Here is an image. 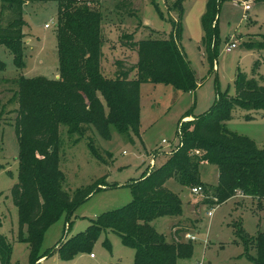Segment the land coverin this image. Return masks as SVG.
I'll return each instance as SVG.
<instances>
[{
    "label": "trees",
    "instance_id": "obj_1",
    "mask_svg": "<svg viewBox=\"0 0 264 264\" xmlns=\"http://www.w3.org/2000/svg\"><path fill=\"white\" fill-rule=\"evenodd\" d=\"M1 1L2 12L7 11L8 18L5 24V19L3 23L1 19L0 45L13 53L17 68L24 69L27 46L23 12L28 0ZM126 1L119 2L117 7L131 12L133 1ZM92 3L98 0H59L58 79L21 75L13 80L17 85L13 101L17 104L14 121L20 144V173L11 196L19 208L20 240L30 245V264H39L42 258L52 255L50 251H40L47 229L64 214L70 218L80 204L105 185L98 182L73 195L63 189L60 127L67 128L73 142L87 138L94 156L102 160L87 133L96 128L108 137L109 126L113 124L121 133L139 134L142 83H162L179 91L198 87L197 76L180 42L182 0L175 3L179 19L169 36L143 40L126 37L131 41L126 45L135 50L138 60L129 68L123 60H117L114 75L106 74L102 67L104 15ZM220 9L221 0H208L202 19L205 32L202 44L213 67L220 40ZM255 64L256 72L260 61ZM5 67L6 63L0 59V70ZM135 71L137 77L133 78ZM236 106L264 110V85L255 77L240 73L235 97L221 93L210 111L186 115L184 119H193L182 121L177 150L165 156L162 166L129 184L133 192L129 204L101 214L86 231L63 242L59 247L61 258L71 260L81 253H93L95 243L107 230L119 234L123 244L135 250V264H178L180 258L191 257L194 246L179 236L187 232L181 223L172 226L169 241L152 222L160 217L182 216V198L166 183L173 179L187 189L205 188L200 178L201 164H213L219 169L218 185L205 189L216 203L238 196L264 200V148L225 126ZM245 241L247 246L252 242L256 250V255L249 258L255 264H264V232L254 238L246 237ZM12 252L13 247L0 236V264H10Z\"/></svg>",
    "mask_w": 264,
    "mask_h": 264
},
{
    "label": "rangeland",
    "instance_id": "obj_2",
    "mask_svg": "<svg viewBox=\"0 0 264 264\" xmlns=\"http://www.w3.org/2000/svg\"><path fill=\"white\" fill-rule=\"evenodd\" d=\"M121 1L127 2L98 0V3H92L104 15L102 67L108 75L115 74L117 60H123L128 68L138 60L135 50L126 45L127 41L131 42L126 37L143 40L169 36L179 19L178 8H175L177 0H132L131 12L118 9L117 4ZM237 1L221 0L220 40L213 67L202 44L205 34L202 19L208 0H182L184 13L180 42L197 76L198 87L193 91H179L162 83H142L139 134L133 131L121 133L111 124L109 136L105 137L92 128L86 136L98 149L100 160L92 153L87 138L73 142L67 128L60 127L61 169L65 173L63 189L73 195L98 182L105 185L80 204L69 215L70 218L64 214L47 229L40 251H50L52 255L42 264H135V250L124 245L120 235L110 230L104 231L95 243V258H91L90 253H81L71 260H63L59 247L86 231L101 214L122 208L133 200L129 184L140 180L151 169L152 158H155L154 168H159L164 164L165 156L177 150L181 142L180 125L186 121V115L198 116L210 111L221 93L235 97L240 73L255 77L260 85H264V0H253L249 11ZM58 3L59 0H28L24 5L27 33L24 69L17 68L13 53L0 45V59L6 63L5 69L0 70V162L3 166L0 169V236L13 247L10 264H30V245L20 240L19 208L11 196V189L18 183L20 173V144L14 121L17 104L13 101L17 85L13 80L21 75L55 79L58 74ZM2 6L0 0V23L1 19L3 23L8 18L7 11L2 12ZM231 42H235L237 47L228 52ZM258 60L260 65L255 72ZM132 77H137L136 71ZM225 126L234 133L248 136L264 148V110L236 106ZM200 178L205 184L201 194H194L192 189L182 187L173 179L166 183L184 203L182 218L185 219L181 222L187 232H181L179 236L183 242H192L194 246L192 256L180 258L178 264H255L249 258L256 255L255 247L252 242L247 246L245 238H254L259 232H264V200L242 197L218 204L215 197L205 190L218 185V167L201 164ZM213 208L214 213L209 217L208 212ZM179 219L160 217L152 225L171 241V227ZM24 231L27 233V228ZM188 232L196 235L197 239H187Z\"/></svg>",
    "mask_w": 264,
    "mask_h": 264
},
{
    "label": "built area",
    "instance_id": "obj_3",
    "mask_svg": "<svg viewBox=\"0 0 264 264\" xmlns=\"http://www.w3.org/2000/svg\"><path fill=\"white\" fill-rule=\"evenodd\" d=\"M252 1L253 0H238L237 3L241 4L242 6H244L246 11H249V10L252 9V4H253ZM46 27H48L47 24H46ZM236 47H237V44L235 42H231L228 45V47H227V51L231 52ZM163 143L164 144H168V142L166 140H163ZM154 167H155V158H152L151 161H150V168H151L150 170H152ZM192 191H193L194 194H201V193L204 192V188L202 186H198V187L193 188ZM214 210H215V208L209 210V212H208V216L209 217H212V215L214 213ZM186 237H187V239L192 240V241L197 239L196 235H194V234H192L190 232H188L186 234ZM91 257L94 258L95 254L91 253Z\"/></svg>",
    "mask_w": 264,
    "mask_h": 264
},
{
    "label": "crops",
    "instance_id": "obj_4",
    "mask_svg": "<svg viewBox=\"0 0 264 264\" xmlns=\"http://www.w3.org/2000/svg\"><path fill=\"white\" fill-rule=\"evenodd\" d=\"M48 28V27H47ZM25 32V35H27V33H26V31H24ZM29 40H28V42H30V43H32V40L30 39V38H28ZM27 40V39H26ZM59 78V72H58V74L56 75V77H55V79H58ZM191 119H193V117H187L185 120L187 121V120H191ZM235 198H242V197H233L232 199H235ZM232 199H230V200H232ZM178 218H180L176 223H181L182 225H184L183 224V222H181V219H185V218H182V216H180V217H178ZM176 223H174V224H176ZM173 224V225H174ZM172 228V227H171ZM170 237H171V231H170ZM90 256H91V254H90ZM96 257V256H95ZM94 257V258H95ZM92 258V257H91ZM47 259V257H44V258H42L40 261H39V264H42L43 263V261L44 260H46Z\"/></svg>",
    "mask_w": 264,
    "mask_h": 264
}]
</instances>
